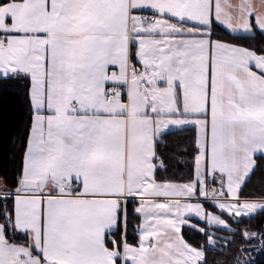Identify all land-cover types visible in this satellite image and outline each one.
<instances>
[{
	"label": "snow or ice",
	"instance_id": "1",
	"mask_svg": "<svg viewBox=\"0 0 264 264\" xmlns=\"http://www.w3.org/2000/svg\"><path fill=\"white\" fill-rule=\"evenodd\" d=\"M5 93L0 264L264 257V0H0Z\"/></svg>",
	"mask_w": 264,
	"mask_h": 264
},
{
	"label": "trees",
	"instance_id": "2",
	"mask_svg": "<svg viewBox=\"0 0 264 264\" xmlns=\"http://www.w3.org/2000/svg\"><path fill=\"white\" fill-rule=\"evenodd\" d=\"M249 43H260V41H248ZM20 120V102L7 93L0 96V145L7 146L9 139L15 135L18 123ZM183 165H181V168ZM177 172L176 175H181ZM264 192V168L259 169L253 179L248 183L246 193L250 195H257ZM243 227V226H242ZM249 231L264 230V215H258L247 223ZM184 233L186 236H197L196 232H189L185 228ZM209 264L216 261L217 264H222L223 258L214 253L208 256ZM259 264H264V257H258Z\"/></svg>",
	"mask_w": 264,
	"mask_h": 264
},
{
	"label": "crops",
	"instance_id": "3",
	"mask_svg": "<svg viewBox=\"0 0 264 264\" xmlns=\"http://www.w3.org/2000/svg\"><path fill=\"white\" fill-rule=\"evenodd\" d=\"M192 222H193V223H195L196 221H195V220H193Z\"/></svg>",
	"mask_w": 264,
	"mask_h": 264
}]
</instances>
